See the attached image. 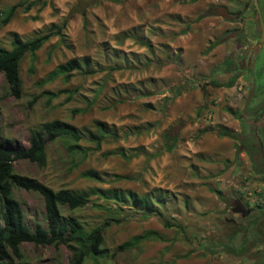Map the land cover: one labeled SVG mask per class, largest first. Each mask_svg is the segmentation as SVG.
Segmentation results:
<instances>
[{
    "label": "rangeland",
    "instance_id": "obj_1",
    "mask_svg": "<svg viewBox=\"0 0 264 264\" xmlns=\"http://www.w3.org/2000/svg\"><path fill=\"white\" fill-rule=\"evenodd\" d=\"M19 1L0 0V10ZM38 1L43 7L24 12L22 4L0 24V47L9 48L13 33L28 40L51 24L62 25L61 36H51L35 52L32 72L28 56L20 61L18 99L9 95L0 74V139L11 149L25 147L30 130L52 119L78 129L92 128L99 120L117 134L118 139H104L81 161L79 156L71 159L61 142L54 141L47 145L44 167L13 163L15 173L53 190L90 192L84 207L59 208L86 231L108 222L101 235L104 257H87L82 264H253L264 256V211L254 212L256 203L247 205L245 218L230 211L232 200L240 196V176L262 182L250 171L242 143L250 122L239 112L249 87L226 22L242 0ZM257 43L254 55H262L263 61L251 69L254 80L264 76L262 35ZM83 56L95 70L92 75L72 72L66 82L60 77L42 81L57 65ZM226 59L234 70L224 66ZM233 76L232 85L224 86ZM44 92L59 93L48 99ZM218 126L232 137L214 134L212 128ZM169 129L177 141L167 152L162 135ZM248 138L255 143L251 134ZM79 144L92 147L84 140ZM135 149L143 153L128 157ZM86 169L97 172L101 181L83 177ZM114 188L163 194L165 202L152 214L126 202L117 211L100 198L101 192ZM13 197L27 226L44 224L38 195L14 189ZM163 220L170 226L164 227ZM144 234L134 246L119 248ZM224 241L243 246V253L229 255L219 246ZM20 250L31 264H69L70 254L62 245L23 243Z\"/></svg>",
    "mask_w": 264,
    "mask_h": 264
},
{
    "label": "trees",
    "instance_id": "obj_2",
    "mask_svg": "<svg viewBox=\"0 0 264 264\" xmlns=\"http://www.w3.org/2000/svg\"><path fill=\"white\" fill-rule=\"evenodd\" d=\"M22 4H25L23 11L27 12L30 8L39 4L43 7L44 2L38 0H21L18 3L10 5L0 10V24L5 25L12 18L16 9ZM199 17L201 15H198L197 18ZM83 24H85L84 19ZM61 27L62 25L56 26L51 24L45 32L28 40H22L17 34L13 33L11 34L9 48L0 47V74L6 83L10 96L18 99L22 91V82L19 76L20 61L25 56H28V70L32 72V62L34 61L35 52L51 36H61ZM223 63L226 68L228 67L234 70V64L229 59H226ZM89 65L90 60L86 56L80 59L70 58L57 65L42 81L52 82L60 77L66 82L71 77L72 72L81 73L83 76L92 75L95 70L90 69ZM234 80L235 77L233 76L224 86H231ZM58 93L44 92L48 96V99L55 97ZM68 99L67 97L66 101ZM79 111L84 112V110H72L71 112L77 113ZM199 111L200 108L196 111L197 115ZM91 127L78 129L68 122L52 119L30 130L28 144L25 147L11 149L0 139V264H31L24 259L20 250V246L23 243H29L34 246L52 245L58 247L62 245L70 254L69 264H82L87 257L93 261L104 257L105 251L102 248L103 240L101 235L103 228L108 226V222L105 221L100 226L86 231L75 217H64L59 212V208L63 206L68 210L84 207L89 203L90 192L73 191L65 188L53 190L33 178L15 173L13 169V163L16 161H28L39 168L44 167L46 148L50 142L60 141L65 148L66 154L71 159L79 156V160L81 161L89 151L98 150L100 143L104 139H118L117 134L99 120H94ZM205 131L203 129L199 132L203 133ZM212 131L220 137H232L224 127H214ZM162 137L164 139V150L170 152L177 141V134L172 133L169 129L163 133ZM246 138L247 135L242 139L245 148L247 146ZM81 140L89 142L92 144V147L81 146L79 144ZM138 150L135 149V152L128 157L143 153ZM81 175L87 179L101 181L99 174L92 169L84 170ZM14 189L31 192L41 198L44 210V224L36 222L32 228L25 224L22 208L13 197ZM100 198L104 201L112 202L115 208H117V211H119L117 205L126 202L146 214L157 213V207L163 205L165 202L163 194H156L155 196H151V194L138 195L135 192L118 188L101 192ZM92 204L97 206L95 203ZM108 210L110 209L108 208ZM163 226L167 228L170 224L166 220H163ZM145 237H147L145 234L134 236L131 240L119 245V248L132 247ZM219 246L226 253L233 256L240 255L244 251L243 246L234 248L226 241L219 244ZM253 264H264V256Z\"/></svg>",
    "mask_w": 264,
    "mask_h": 264
},
{
    "label": "flooded vegetation",
    "instance_id": "obj_3",
    "mask_svg": "<svg viewBox=\"0 0 264 264\" xmlns=\"http://www.w3.org/2000/svg\"><path fill=\"white\" fill-rule=\"evenodd\" d=\"M253 2L254 0H242L234 6L226 22L230 24V39L235 41L236 47L239 46L240 55H242L239 68L246 73L247 81L251 82L249 87H253L252 98L246 107L247 115L243 118H247L248 123L250 122V125H247V138L251 134L255 143H249L248 138L246 150L250 171L260 175L261 183L264 185V76L260 74L254 80L250 73L255 62L263 61L262 55L258 56V53L254 55V51L257 46L259 47L258 37L262 35L264 38V0H255L256 7ZM258 79L259 83H256ZM260 202H256L254 212L264 211V202L259 204Z\"/></svg>",
    "mask_w": 264,
    "mask_h": 264
},
{
    "label": "built area",
    "instance_id": "obj_4",
    "mask_svg": "<svg viewBox=\"0 0 264 264\" xmlns=\"http://www.w3.org/2000/svg\"><path fill=\"white\" fill-rule=\"evenodd\" d=\"M240 193V198L247 205H252L264 200L263 187L260 182L252 181L248 175L240 176V186L236 188Z\"/></svg>",
    "mask_w": 264,
    "mask_h": 264
},
{
    "label": "water",
    "instance_id": "obj_5",
    "mask_svg": "<svg viewBox=\"0 0 264 264\" xmlns=\"http://www.w3.org/2000/svg\"><path fill=\"white\" fill-rule=\"evenodd\" d=\"M253 4L256 7L255 0H254ZM247 85L249 87L251 85V82L247 81ZM252 95H253V87H249L248 92L246 93V96H245L244 101L242 103V107L240 110L239 117L243 118L247 115L246 107H247L248 102L251 100ZM230 211L233 214H238L241 218H245L249 214V211L243 206V204L238 199H235L232 201V206H231Z\"/></svg>",
    "mask_w": 264,
    "mask_h": 264
},
{
    "label": "clouds",
    "instance_id": "obj_6",
    "mask_svg": "<svg viewBox=\"0 0 264 264\" xmlns=\"http://www.w3.org/2000/svg\"><path fill=\"white\" fill-rule=\"evenodd\" d=\"M260 183H261V182H260ZM236 199H238V200L243 204V206L246 207V209L249 208V210H250V206H251V205H250V206H247V204H246L245 202H243L242 198H240V197H237ZM233 200H235V199H233ZM233 200H232V201H233ZM247 210H248V209H247ZM249 210H248V211H249Z\"/></svg>",
    "mask_w": 264,
    "mask_h": 264
}]
</instances>
